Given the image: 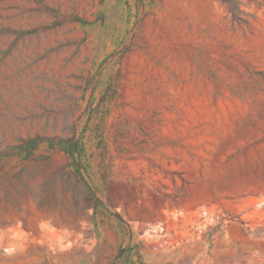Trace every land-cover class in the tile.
Segmentation results:
<instances>
[{"label":"rangeland","instance_id":"obj_1","mask_svg":"<svg viewBox=\"0 0 264 264\" xmlns=\"http://www.w3.org/2000/svg\"><path fill=\"white\" fill-rule=\"evenodd\" d=\"M232 1L0 0V264H264V0Z\"/></svg>","mask_w":264,"mask_h":264},{"label":"trees","instance_id":"obj_2","mask_svg":"<svg viewBox=\"0 0 264 264\" xmlns=\"http://www.w3.org/2000/svg\"><path fill=\"white\" fill-rule=\"evenodd\" d=\"M224 2L227 3L228 5V9L229 11L232 13L233 15V19L236 21H243V19L240 16V12H239V7L233 3L234 1L232 0H223ZM48 142L50 143L49 145V149L51 150H56V147L54 146V139L53 138H49V137H40V136H35L33 138H28L27 140H22V144L15 146V148L20 149L21 151L23 150H29V151H33L35 149H37L40 144ZM12 149V148H10Z\"/></svg>","mask_w":264,"mask_h":264}]
</instances>
